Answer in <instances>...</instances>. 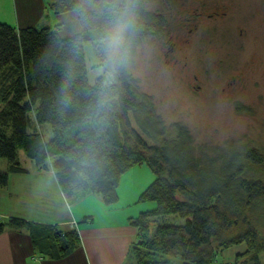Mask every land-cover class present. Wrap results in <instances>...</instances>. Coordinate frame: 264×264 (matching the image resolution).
Returning <instances> with one entry per match:
<instances>
[{
  "label": "trees",
  "instance_id": "trees-1",
  "mask_svg": "<svg viewBox=\"0 0 264 264\" xmlns=\"http://www.w3.org/2000/svg\"><path fill=\"white\" fill-rule=\"evenodd\" d=\"M149 1L45 0L49 18L77 15L79 31L72 35L63 34L64 23L39 29L0 20V157L8 160L0 189L11 174L30 171L20 150L35 162L32 169L54 174L72 203L89 194L117 203L123 176L147 165L155 178L139 203L156 207L131 220L138 229L131 264H176V257L181 264H214L220 251L243 242L247 250L234 264H262L264 172L247 170L264 169V151L198 155L185 127L178 126L172 141L158 129L151 97L128 67L140 44L170 37L166 14L151 10ZM117 24L124 25L123 40L113 54L106 38ZM89 52L105 73L94 83ZM44 124L51 126L49 140ZM158 137L166 140L151 143ZM174 216L184 222L167 221ZM7 229L28 232L39 254L53 259L81 242L77 229L0 215V235Z\"/></svg>",
  "mask_w": 264,
  "mask_h": 264
},
{
  "label": "rangeland",
  "instance_id": "rangeland-1",
  "mask_svg": "<svg viewBox=\"0 0 264 264\" xmlns=\"http://www.w3.org/2000/svg\"><path fill=\"white\" fill-rule=\"evenodd\" d=\"M149 6L166 14L170 37L140 44L128 67L142 92L151 97L158 129L172 141L177 139L178 126L185 127L198 155L211 151L217 156L223 150L232 156L248 147L264 151V0H150ZM0 10L9 17L13 2L5 0V6L0 2ZM6 15L0 14V20L6 22ZM45 17L33 26L49 25ZM88 56L89 80L94 83L105 73L94 67L93 52ZM41 133L51 139L50 124H44ZM165 140L150 139L151 143ZM19 155L23 166L35 165L25 151ZM7 167L8 160L0 157V171ZM247 171L259 176L264 169L250 166ZM44 192L36 183L28 194L15 185L12 199L21 211L34 210L38 217L43 209L37 203L39 195L43 200L48 197ZM52 206L59 211V206ZM174 217L167 221L184 222ZM84 219L79 220L81 226L89 222ZM246 250V242L235 244L220 251L214 264H234ZM171 259L182 263L181 257ZM260 260L264 264V252Z\"/></svg>",
  "mask_w": 264,
  "mask_h": 264
},
{
  "label": "crops",
  "instance_id": "crops-1",
  "mask_svg": "<svg viewBox=\"0 0 264 264\" xmlns=\"http://www.w3.org/2000/svg\"><path fill=\"white\" fill-rule=\"evenodd\" d=\"M0 2L5 6V0ZM11 2L14 4V10L10 16L1 10L0 14L6 15L8 18L6 22L13 25L33 26L47 14L45 0ZM50 15V18L46 16L50 26L64 23L63 34L72 35L79 31L76 14ZM72 28L73 30L69 32ZM29 169L28 173H13L7 188L0 190L2 218L19 216L38 223L56 224L63 230L77 229L81 242L69 256L53 259L39 254L28 232L7 229L0 235V264H126L133 261L131 247L138 240V229L133 226L131 220L156 207L154 202L139 203L141 193L155 178L150 168L138 165L127 172L118 189L119 201L111 205L94 194L71 203L53 173L50 172L51 175L46 176L49 173L39 172L37 167ZM35 183L45 191L44 197L48 193L45 200L40 199L42 195H39L37 203L43 209L38 217L35 216L34 210L21 211L12 199L15 185L18 189L25 188V194H28ZM29 201H32V198ZM53 204L60 207L59 211L52 206ZM47 205L50 206L46 207ZM92 214L94 216L92 222L83 226L79 224V220Z\"/></svg>",
  "mask_w": 264,
  "mask_h": 264
},
{
  "label": "clouds",
  "instance_id": "clouds-1",
  "mask_svg": "<svg viewBox=\"0 0 264 264\" xmlns=\"http://www.w3.org/2000/svg\"><path fill=\"white\" fill-rule=\"evenodd\" d=\"M124 25L117 24L110 37L106 38L107 49L115 54L123 40Z\"/></svg>",
  "mask_w": 264,
  "mask_h": 264
}]
</instances>
